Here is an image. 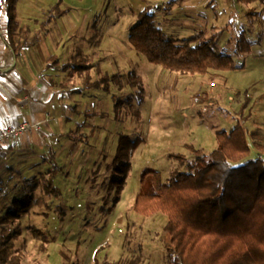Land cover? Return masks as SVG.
Instances as JSON below:
<instances>
[{"label": "rangeland", "instance_id": "obj_1", "mask_svg": "<svg viewBox=\"0 0 264 264\" xmlns=\"http://www.w3.org/2000/svg\"><path fill=\"white\" fill-rule=\"evenodd\" d=\"M135 2L66 0L78 14L83 8L93 13L83 20L85 37L90 36V25L97 21L112 24L114 31L98 45L81 39L67 40L65 46L73 43L70 52L63 46L64 54L67 51L64 61L80 50L94 64H103L104 72L109 75L132 71L141 77L144 94L138 102L134 89L127 86L118 90L111 85L109 92L86 91L82 102L75 106L80 115L69 111L74 122L65 125L67 140L61 145L60 156L54 160L59 168L55 177V186L61 193L58 200L45 197L41 192L42 178L51 163L45 148L38 150L37 157L30 161L13 157V179H10L13 190L6 194L2 215L10 211L8 205L21 195L19 188L32 175L35 185L24 184L23 189L30 191L34 198H42L45 205L32 207L14 222L9 220L7 232L11 236L17 233L14 251L21 255L23 264H168L165 249L158 239L167 218L161 213L144 217L133 210L138 194L154 193L149 182L140 181V174L151 169L166 182L171 172H186L187 165L197 158L195 151L207 158L216 148V133H228L237 125L248 132L250 153L245 161L259 157L264 161V13L261 4L243 6L234 0L221 1L223 13L217 16L218 10L211 11L214 2L203 0L204 12L210 10L209 17L205 18L182 6L173 7L166 14L164 8H169L161 0ZM52 6L39 9L42 10L40 20ZM145 6L152 8L158 27L168 38L183 40L199 33L207 39L215 36V50L230 56L236 68L189 76L148 63L127 44V30ZM106 13L108 15L103 16ZM73 19H65L61 28L74 29L75 34L81 35V27H74ZM52 31L56 32L57 27ZM59 36L58 30L56 37ZM241 37L249 41L251 47L249 52L236 54L235 45ZM81 84L82 79L76 77L67 89H78ZM128 97L130 104L126 102ZM117 99L122 105L115 114ZM94 110L93 118L82 115ZM82 123L95 126L94 134H90V128H80ZM70 133L75 140L68 137ZM175 155L184 157L185 161L179 163L172 157ZM42 158L46 165L43 168L40 166ZM34 163L36 165L30 166ZM17 168L20 172L16 176ZM31 228L43 236L35 237Z\"/></svg>", "mask_w": 264, "mask_h": 264}, {"label": "trees", "instance_id": "obj_2", "mask_svg": "<svg viewBox=\"0 0 264 264\" xmlns=\"http://www.w3.org/2000/svg\"><path fill=\"white\" fill-rule=\"evenodd\" d=\"M182 0H169V5ZM18 0H5L7 32L11 39L13 55L30 48L39 34L46 35L59 19L67 14L60 9L58 0L45 13L36 33L29 37L28 31L18 29L16 5ZM242 4L259 2L264 13V0H238ZM155 15L149 9L140 12L136 22L127 30L128 45L145 60L162 70L189 76H204L209 72L234 70L230 56L215 50V36L206 38L203 33L183 40L168 38L157 27ZM96 25V24H94ZM95 29V26L93 27ZM235 45L236 54L249 52L250 43L244 37ZM88 43L97 42L94 37ZM80 50L64 64H59L56 56L48 58L46 68H55L64 74L67 88L74 78H81L82 84L72 92L97 90L109 92L111 85L118 90L125 87L134 89L138 102L142 100L144 86L142 79L134 72L111 75L101 72L99 64H94ZM71 80V81H70ZM67 81H70L67 83ZM131 98H126L130 104ZM122 102L117 99L114 111ZM69 111L80 115L75 106ZM86 118L96 116L95 112H83ZM116 118V116H115ZM86 124V123H85ZM82 123L80 128H90L91 135L95 126ZM68 137H72L71 133ZM75 140L74 137H72ZM216 148L208 155L199 151L193 163L187 165L186 172H171L166 182L161 174L146 169L140 174L141 182H149L153 194H138L134 199L133 210L144 217L161 213L167 218L158 239L163 244L168 264H264V161L262 159L245 161L250 153L248 132L237 125L231 131L215 135ZM50 166L42 178L41 192L45 197L58 200L60 189L55 186L59 168L52 154H48ZM174 160L183 163L184 157L175 155ZM36 179L26 182L35 185ZM21 195L12 201L10 211L0 218V264H23L21 255L14 251L13 236L8 235L9 220H18L32 207H44L42 198H34L30 191L22 189ZM32 234L43 236L35 228Z\"/></svg>", "mask_w": 264, "mask_h": 264}, {"label": "crops", "instance_id": "obj_3", "mask_svg": "<svg viewBox=\"0 0 264 264\" xmlns=\"http://www.w3.org/2000/svg\"><path fill=\"white\" fill-rule=\"evenodd\" d=\"M61 1L60 9H67V14L56 21V26L51 27L49 33L46 35L39 34L37 41L30 48L24 49L17 56H14L12 50H10L12 44L7 32L8 20L6 11H4L6 4L5 0H0V130L5 127L11 128V126L24 122L35 125V129L22 134L14 143L11 142L8 145L0 147V218L4 215L1 213V208L4 207L3 202L6 201V194L13 190V181L10 180L13 179V157L17 159L23 157L25 161H30L31 158L37 157L36 152L38 150L43 151V148H45L46 154L48 155L51 152L50 154L57 160L61 154L60 151L63 150L61 145L67 140L65 138L67 137L65 125L70 126L74 122L69 113V108L78 106L82 102L81 98L87 94L86 92H72V89H67L68 87L64 88V74L55 68H46V60L52 56H56L59 64H64L66 62L64 59L66 58L65 54H67V51L64 54L63 46H65L64 44L67 40H74L75 42V40L81 39L87 42L90 38L94 37L97 41L94 43L98 45L104 41L105 37L112 36L114 31L112 24H98L97 21L96 25H94L95 23L90 25V36L88 38L85 37L82 34L83 28L86 27V23L83 25V20L84 18L89 19L93 13L89 11V8H83L82 12L79 9L80 14H82L80 15L76 13V8H70L66 0ZM141 1L136 0L135 3H141ZM202 1L182 0L179 3L169 5V0H161V3L163 2L162 4L170 10L164 8L166 14H169L173 7L182 6L190 9L194 14H200V16L207 18L209 17L208 13L210 10L204 12L205 8H203ZM211 1L214 2L213 7L215 8L211 9V11L218 10L217 14H215L217 16L222 14L223 2H227V0ZM234 1L237 4H242L238 0ZM55 3L47 2V0H18L15 9L18 29L28 31L29 37L33 36L38 31L39 24L42 21L39 17V9L49 4L54 5ZM80 5L81 2L78 3V6ZM242 5L247 6L249 4ZM145 9H149L153 13L150 6H145L141 12ZM106 15L108 14H103V16ZM69 17H74V27H81L79 30L81 35L75 34L74 29L67 30L61 28V22ZM97 20L99 19L97 18ZM94 26L95 29L93 28ZM56 27L57 31L53 32L52 29ZM58 30L61 36L57 38ZM72 43L70 42L68 43L69 45L65 46L66 49L69 48L68 52H70ZM94 43L88 44L96 45ZM100 67L101 72L106 73L104 72L103 64ZM71 95L73 98H69ZM94 112L96 111L94 110ZM41 161L43 164L40 166L43 168L46 166L44 165L45 160L42 158ZM32 165L36 164L34 163L30 166ZM19 172L20 168L14 171L16 176ZM5 173L6 177H4ZM33 178L32 175V178L26 179V182ZM26 182L19 188L20 191ZM12 201L10 205H12ZM10 205L8 206L11 207Z\"/></svg>", "mask_w": 264, "mask_h": 264}, {"label": "built area", "instance_id": "obj_4", "mask_svg": "<svg viewBox=\"0 0 264 264\" xmlns=\"http://www.w3.org/2000/svg\"><path fill=\"white\" fill-rule=\"evenodd\" d=\"M35 125L29 124L27 122L20 123L16 126L5 127L0 130V147L14 143L16 139H18L22 134L26 132H30Z\"/></svg>", "mask_w": 264, "mask_h": 264}]
</instances>
